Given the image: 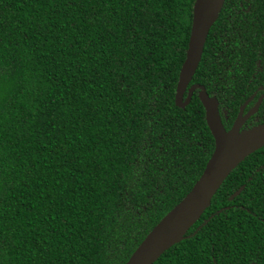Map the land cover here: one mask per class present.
<instances>
[{"label": "trees", "instance_id": "obj_1", "mask_svg": "<svg viewBox=\"0 0 264 264\" xmlns=\"http://www.w3.org/2000/svg\"><path fill=\"white\" fill-rule=\"evenodd\" d=\"M193 3L0 0V264H124L198 179L205 111L174 103ZM192 83L230 127L264 86V0H224ZM186 234L152 264H264V145Z\"/></svg>", "mask_w": 264, "mask_h": 264}, {"label": "water", "instance_id": "obj_2", "mask_svg": "<svg viewBox=\"0 0 264 264\" xmlns=\"http://www.w3.org/2000/svg\"><path fill=\"white\" fill-rule=\"evenodd\" d=\"M223 2L224 0H194L187 49L174 94L175 105L183 108L188 104L193 90L198 88L197 96L204 108L205 121L214 140L213 151L189 191L148 231L124 264H152L165 250L187 237V230L210 205L212 196L230 171L246 156L264 145V123L240 129L243 121L255 112L262 96L243 113L253 95L246 98L230 128L226 130L221 122L216 97L209 96L203 85H188L201 59L209 28L216 21ZM242 189L243 185H240L228 199L231 200Z\"/></svg>", "mask_w": 264, "mask_h": 264}, {"label": "flooded vegetation", "instance_id": "obj_3", "mask_svg": "<svg viewBox=\"0 0 264 264\" xmlns=\"http://www.w3.org/2000/svg\"><path fill=\"white\" fill-rule=\"evenodd\" d=\"M248 55H250V54H248ZM248 55L245 56V59L248 57ZM250 58H251V57H248L247 60H249ZM238 63L240 64V65H239L240 67L243 66V61H242L241 57H240V60L238 61ZM259 65H260V61L257 60L256 67H258ZM192 77H193V76H192ZM192 77H191L190 82H189L188 85H191ZM249 80H251V79H249ZM255 80H259V79H255ZM192 84H194V83H192ZM196 84H199V83H196ZM200 85H201V84H200ZM195 90H197V93H198V88H195V89L193 90V92H194ZM205 90H206V89H205ZM193 92H192V93H193ZM206 92H207V91H206ZM184 95H185V93H184ZM208 95H209V94H208ZM251 95H253V97H252V99L246 104V106L244 107L243 113H245L250 107H252V106L254 105V103L258 100V98H259L260 96H262V98H261V101H260V103H259L257 109L255 110V112H253L250 116H248V117L243 121V123H242L241 126H240V129H247V128H250V127H252V126H254V125H258V124H260V123H264V121L261 120V115L258 114L259 106H260L262 100L264 99V86H263L261 83H259V84L256 86V89L252 92ZM209 96H210V95H209ZM248 97H249V96H248ZM216 99H217V98H216ZM217 101H218V100H217ZM249 103H250V105H248ZM247 105H248V106H247ZM218 107H219V102H218ZM222 110H223V109H222ZM218 112H219V109H218ZM219 115H220V113H219ZM220 118H221V122H222L223 127H224L226 130H228L230 127L226 128V127L224 126V124H223L222 116H221V115H220ZM224 119H226V115H224ZM230 126H231V125H230ZM216 191H217V190H216ZM214 194H215V193H214ZM212 197H213V196H212ZM210 203H211V202H210Z\"/></svg>", "mask_w": 264, "mask_h": 264}]
</instances>
